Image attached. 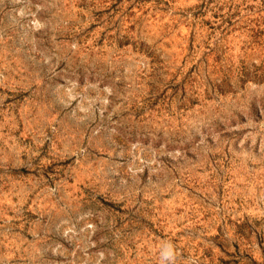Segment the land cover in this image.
<instances>
[{"label": "rangeland", "instance_id": "rangeland-1", "mask_svg": "<svg viewBox=\"0 0 264 264\" xmlns=\"http://www.w3.org/2000/svg\"><path fill=\"white\" fill-rule=\"evenodd\" d=\"M0 264H264V0H0Z\"/></svg>", "mask_w": 264, "mask_h": 264}]
</instances>
